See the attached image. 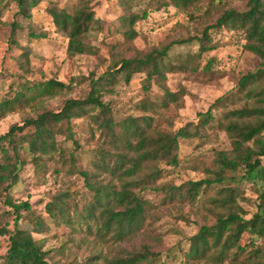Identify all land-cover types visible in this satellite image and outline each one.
Masks as SVG:
<instances>
[{"label": "rangeland", "instance_id": "rangeland-1", "mask_svg": "<svg viewBox=\"0 0 264 264\" xmlns=\"http://www.w3.org/2000/svg\"><path fill=\"white\" fill-rule=\"evenodd\" d=\"M124 1L126 5L120 0H92L91 7L97 22L84 39L86 52L69 57L66 54L67 39L55 30L46 8L54 3L70 13L77 6L78 0H41L32 9L30 18L18 14V6L12 0H0V101L14 95L24 84L33 85L55 79L71 86L68 91L36 99L1 119L0 136L11 125H21L26 118H35L45 111H58L68 99L87 98L91 86H95V93L102 95V102L110 105L116 122L128 117L152 116L153 125L166 132H172L188 122L197 124L199 117L207 112L217 98L233 92L219 103L221 107L212 110L214 121L203 128L199 127L204 139L200 136L193 140H179L178 164L158 165L165 177L157 180V184L180 186L188 181L202 180L208 175L207 169H216L217 153L231 149L230 140L221 129L220 119L223 112L240 108L243 104L240 92L234 91L238 81L249 73L257 72L262 64L259 57L244 49L246 41L241 32L226 28L210 29L209 41L216 44V49L201 56H197L198 39L223 11L234 9L242 12L247 9L248 0H196L186 11L173 6L157 10L161 0ZM128 12L138 16L144 12L147 14L146 18L136 22L137 36L131 42H127L119 29L122 25L119 18ZM31 33L36 36H29ZM39 34L45 37H37ZM187 40L190 42L175 45L168 52L169 61L179 69L166 74V83L172 92L184 89L185 96L180 109L171 105L168 110L157 107L156 112L150 109L143 111L141 104L146 100L159 105L162 92L158 87L152 83L148 90H144V74H134L128 83L120 73L114 75L117 83L108 76L107 70L113 68L115 61L120 58L128 59L139 52L161 50L173 41ZM19 47H27L31 51V73L25 74L19 69ZM209 59H212V65L210 70H205L204 66ZM60 128L58 142L64 148L73 150L74 145L63 141L66 124H61ZM90 128L88 117L72 121V131L78 145L74 151L75 166L89 172L93 170L92 161L96 149ZM32 131L26 129L24 133ZM97 136L96 133L95 138ZM21 159L25 164L19 173L18 183L9 191V198L17 203L30 204L28 212H21L22 229L32 231L35 223H43L42 233L32 235L37 240H43L44 250L50 251L47 257L49 264L84 261L98 253L108 257L117 253H136L144 245L157 255V260H153L152 264H213L207 259L187 260L183 253L188 249L189 238L201 226H212L216 222L212 211L207 209L210 206L207 203L204 206L205 193L198 195L194 204H187L163 202V192H141L140 196L149 202V211L140 233L123 242H114L110 235L99 240L95 233L85 230L79 214L73 213V210L69 211L70 217L74 216L80 226L66 225L59 219H51L45 212L46 204L57 201L61 194L68 196L67 199L76 197L80 206L87 204L91 194L85 188L83 179L69 165L65 166L66 173L55 175L53 171L60 168V165L47 161L46 171L41 174L35 171L31 157L23 151ZM255 164L260 173L254 180L243 178V170H238L234 174L226 172V176L233 175L236 178L232 182L217 185V188L229 186L240 190L236 203L246 212L243 216L246 220L257 211L264 186V157L256 160ZM133 191L138 192V189ZM215 192V189L211 191L213 195ZM6 211L7 208L0 200V218ZM12 227L9 222L8 229L12 230ZM241 242L246 247L243 258L258 245L264 246L263 241L247 232L243 233ZM6 247L7 237L0 236V264Z\"/></svg>", "mask_w": 264, "mask_h": 264}, {"label": "trees", "instance_id": "trees-1", "mask_svg": "<svg viewBox=\"0 0 264 264\" xmlns=\"http://www.w3.org/2000/svg\"><path fill=\"white\" fill-rule=\"evenodd\" d=\"M12 1L18 6V14L24 18H30L32 9L41 2ZM161 1L156 7L157 10L173 6L186 11L196 0ZM120 2L126 5L124 0ZM91 3L92 0H78L77 6L70 13L54 3H50L46 8L55 30L67 39L66 54L69 57L86 52L84 39L97 22ZM127 10L130 11V7ZM146 17L145 12L142 16L128 12L119 18L122 22L119 29L127 42L137 36L136 22ZM219 28L241 32L246 41L244 49L259 57L262 67L238 81L234 91L240 92L242 106L222 114L221 129L230 140L231 149L217 153L216 169H207L208 175L202 180L188 181L180 186L157 184V180L165 177L158 165L178 164L179 140H193L200 136L204 139L205 136L199 131V127L203 128L214 121L212 110L221 107L219 103L233 92L217 98L207 112L199 117L197 124L188 122L172 132H166L153 125L152 116L128 117L116 122L110 105L102 102V95L95 93V86H91L87 98L68 99L58 111H45L35 118H26L21 125H11L8 131L0 136V200L7 208L0 218V236L7 237L2 264H49L47 257L50 251L44 250L43 240H37L32 235L42 233L43 223H35L32 231L22 229L21 212H28L30 204L17 203L9 198V191L18 183L19 173L25 164L21 159L22 151L31 157V163L37 173H45L47 161L60 165V168L54 169L55 175L65 172V166L69 165L72 171L83 179L85 188L91 194L87 204L82 206L76 197L67 199L68 196L61 194L57 201L45 206V212L51 219H59L70 226H80L75 222L77 220L74 216L70 217L69 211L73 210V213L79 214L88 233H95L99 240L110 235L114 242H123L140 233L144 226L149 202L140 196L141 192H163V202L177 201L187 204H194L198 195L205 193L204 206L206 203L210 206L207 209L212 211L216 222L212 226H201L198 232L189 238L188 249L183 251L185 259H207L213 264H264V246L258 245L243 258L246 247L241 242L245 232L264 242V186L259 196L257 211L247 220L243 218L246 212L236 203L240 190L229 186L217 188L219 184L236 179L233 175L226 176V172L234 174L243 170L242 177L251 181L260 173L255 162L264 157V0H248L247 9L242 12L234 9L223 11L213 25L205 28L198 39L197 56L216 49V44L209 41L208 31ZM29 36L36 35L31 33ZM37 37L44 38L45 35L39 34ZM189 42L173 41L161 50L139 52L128 59L120 58L115 61L113 68L107 70L108 76L117 83L114 75L120 73L128 83L134 74H144V90H148L154 83L162 92V99L159 105L146 100L141 104L143 111L150 109L156 112L157 107L160 110H168L171 105L180 109L185 96L184 89L172 92L166 83V74L179 69L169 61L168 52L175 45ZM19 50V69L25 74L31 73L30 49L19 47ZM211 65L212 59H209L204 69L210 70ZM70 88V84L55 79L33 85L24 84L14 95L0 101V120L36 99L52 97ZM86 117L91 122V137L96 141L93 170L90 172L75 166L74 151L78 149V145L72 131V121ZM61 124H66L63 141L74 145L73 150L64 148L57 140V136L61 134ZM26 129L33 131L25 134ZM66 171L72 173L70 170ZM262 172L264 173V170ZM134 189H138V192H134ZM214 189L215 195L211 193ZM9 222L12 223V230L8 229ZM156 256L144 245L136 253H117L112 257L98 253L84 261L68 264H152L153 260H157Z\"/></svg>", "mask_w": 264, "mask_h": 264}]
</instances>
